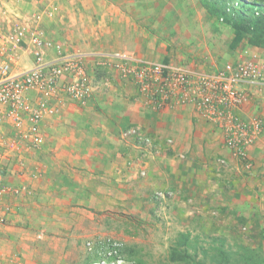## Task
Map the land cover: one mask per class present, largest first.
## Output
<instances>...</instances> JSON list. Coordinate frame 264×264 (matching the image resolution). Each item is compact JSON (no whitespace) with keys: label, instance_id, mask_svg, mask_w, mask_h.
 <instances>
[{"label":"rangeland","instance_id":"1","mask_svg":"<svg viewBox=\"0 0 264 264\" xmlns=\"http://www.w3.org/2000/svg\"><path fill=\"white\" fill-rule=\"evenodd\" d=\"M223 1L230 0H0V29L19 28L27 37L34 32L65 54H83L89 91L83 101L66 100L55 118L68 109L92 105L94 110L96 105L110 109L130 102L147 120L145 127L128 121L137 113L126 109L114 145H123L124 154L130 151L126 147L133 151L124 167L116 170L117 178L104 183L103 192L88 193L92 195L88 198L85 191L77 192L81 177L73 183L77 194L72 192L71 197L60 181L33 185L38 176L30 161L44 145H63L56 138L70 136L76 140L72 145H83V131L64 133L68 124L59 127L57 122L56 140L48 143L42 124L43 144L36 151H23L22 178L13 175L20 166L18 157L7 154L2 160V184L26 192L0 202V218H5L0 224L4 264H210L209 257L220 248L233 253L249 248L264 256V145L255 156L248 152L243 161L228 154L217 127L198 118L191 108L152 110L132 66L117 57L128 53L206 72L250 61L264 75V47L244 38L231 48L235 30L213 10L221 11ZM253 1L264 10V0ZM25 42L9 50L17 71L30 66L31 48ZM248 92L244 111L264 123V87ZM181 112L198 119L190 115L191 126L177 124ZM166 118L168 127L177 129L167 131ZM76 120L80 119H72L71 127L80 125ZM133 128L153 139L146 151L134 137L124 136ZM192 161L194 171L189 173L186 165ZM158 165L188 176L159 174ZM82 178L83 189L87 183L96 185ZM184 251V262L177 255L172 260L174 252Z\"/></svg>","mask_w":264,"mask_h":264},{"label":"built area","instance_id":"2","mask_svg":"<svg viewBox=\"0 0 264 264\" xmlns=\"http://www.w3.org/2000/svg\"><path fill=\"white\" fill-rule=\"evenodd\" d=\"M25 41L31 48L30 66L23 65L17 71L9 50ZM117 57L132 66L133 77L149 97L152 110L165 111L174 105L191 108L198 118L217 127L232 157L248 159L249 149L261 139L264 130L259 116L244 111L248 91L264 87V75L258 64L228 63L220 70L206 72L128 53ZM83 58V54L63 53L59 45L42 41L37 33L27 37L19 28L0 29V202L26 192L22 187L2 184V160L9 153L18 157L20 166L13 175L22 178L23 151H36L43 144L42 124L56 116L61 102H80L86 97L89 89ZM124 136L142 143L143 151L152 146L153 139L143 136L139 128L125 132ZM4 221L3 215L0 224ZM0 264H4L1 255Z\"/></svg>","mask_w":264,"mask_h":264},{"label":"crops","instance_id":"3","mask_svg":"<svg viewBox=\"0 0 264 264\" xmlns=\"http://www.w3.org/2000/svg\"><path fill=\"white\" fill-rule=\"evenodd\" d=\"M61 103L62 105L65 104L64 101ZM114 103H119V99L115 98ZM69 106L71 107L72 105ZM93 106L95 105H92L91 108L89 106L88 109L81 110L74 108L68 109L67 107L69 112H63L58 116V118H50L43 123V133L44 135H46V138H48V143L51 139H54L53 135L56 133L58 122L60 125L59 127H62L64 124H68L67 128L65 127L67 130H65L64 133H69L68 131L73 132L72 129L83 131V137H81L80 139L82 140L83 145H72L76 140H72L70 136L56 138L58 141L54 139L56 140V142H58V144L61 143L63 145H44L30 159L32 168L38 176V178L33 182V185L36 186L37 184V186H39L41 182L45 181H47L48 183H55L57 181H60L59 183H64L63 187H61L62 190L67 193V196L69 193L71 197V193H75L77 191V189L73 187V183H77L78 177L79 179L81 177V183L78 185L80 191L77 192L83 195V191H85L86 197L88 198V196L92 197V195L88 193H95V191L103 192L106 188V186H104V183L111 184L112 179L117 178L116 170L118 168L122 169L124 167L126 160L133 151L131 147H126L130 149V151L127 150V154H124L123 145H114V141H116L115 135L120 129L119 122L121 118L127 115V113H125L127 109L128 113H131L130 111L137 113L134 115H130L128 121L137 123L138 126L142 125L143 127H145L147 120L145 119L144 115L137 111L136 104L134 103L127 102L125 103V106L122 107L118 106V104L110 105V109H102V105H96L97 109L94 110ZM61 107L62 106H59V108ZM190 115L193 116L194 119H198L194 117V114L181 112V115L179 114L177 117L179 120L177 124L182 123L191 126L190 123L192 118ZM166 117H168V115ZM72 119H80L76 120L81 121L80 125L71 127ZM168 120L169 119L166 118V121L164 122L166 123L165 125L168 124ZM166 128L167 131H169V128L170 131L174 129L172 125H170L169 127L167 125ZM167 131H165V138L169 137L167 135ZM96 134L98 135L97 138L95 136ZM262 136L261 140H259L258 143H256L253 148L251 147L252 149L250 148L251 150L248 151L250 155H257V148L261 145H264V132ZM184 139V137H181L182 143L184 142ZM209 141L212 140L209 139ZM52 142L54 143V141ZM97 142H99V145H96ZM173 163L174 162L170 160V166H173ZM186 166H188L187 170L189 173H192L194 171L193 161L191 163H187ZM181 169H183V166L181 167ZM158 170L159 174H163L162 172L167 173L169 171L171 177H173L174 173L177 172L175 169H172L169 166L164 170L163 167L159 166ZM180 172L181 170H178L177 174L179 175ZM180 174H183L182 177L188 176V174L185 173ZM83 176L85 177L86 182L94 180L93 183L96 182V185L90 183L86 184L85 182V189H83ZM98 181L102 182L100 188L98 186ZM183 181L184 179L181 182ZM54 192L56 191L53 190V193ZM97 197L99 198L100 196L97 195ZM67 204L70 205V202H67ZM77 204L81 206L83 205L82 202Z\"/></svg>","mask_w":264,"mask_h":264},{"label":"trees","instance_id":"4","mask_svg":"<svg viewBox=\"0 0 264 264\" xmlns=\"http://www.w3.org/2000/svg\"><path fill=\"white\" fill-rule=\"evenodd\" d=\"M224 2V1H223ZM233 3H237L234 5ZM221 11L213 9L215 14L222 15L224 23L230 24L235 30V36L230 43L231 48H235L244 38H248V43L256 47H264V10L263 6L253 0L248 2L240 0H230L223 3ZM256 15V17H254ZM252 16V17H250ZM215 255L209 257L210 264H264V256L259 251L249 248H242L233 253L223 248L217 249ZM180 254V255H179ZM172 255V260L177 255L178 261H183L187 257V252ZM207 257L208 253H204ZM185 256V257H184ZM100 258L97 257V259ZM198 264H206L201 261Z\"/></svg>","mask_w":264,"mask_h":264},{"label":"clouds","instance_id":"5","mask_svg":"<svg viewBox=\"0 0 264 264\" xmlns=\"http://www.w3.org/2000/svg\"><path fill=\"white\" fill-rule=\"evenodd\" d=\"M240 1H247V0H240Z\"/></svg>","mask_w":264,"mask_h":264}]
</instances>
